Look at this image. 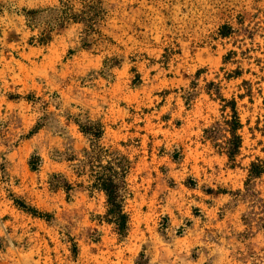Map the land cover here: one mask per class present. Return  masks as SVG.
Returning a JSON list of instances; mask_svg holds the SVG:
<instances>
[{
    "label": "rangeland",
    "instance_id": "rangeland-1",
    "mask_svg": "<svg viewBox=\"0 0 264 264\" xmlns=\"http://www.w3.org/2000/svg\"><path fill=\"white\" fill-rule=\"evenodd\" d=\"M101 7L0 0V264H264V0Z\"/></svg>",
    "mask_w": 264,
    "mask_h": 264
},
{
    "label": "trees",
    "instance_id": "trees-1",
    "mask_svg": "<svg viewBox=\"0 0 264 264\" xmlns=\"http://www.w3.org/2000/svg\"><path fill=\"white\" fill-rule=\"evenodd\" d=\"M61 5L63 7L60 10L59 18L61 26L70 21H81L89 27V31L95 30L94 26L99 21L102 12L101 0H61ZM40 41H43V38ZM229 106L231 115L227 121V126L231 135L228 143H231V145L227 147V154L229 157H233L240 147L241 137L236 132L241 127V123L235 102H230ZM110 167V173L95 179L94 187L105 194L107 205L106 220L113 223L117 232L121 234L125 231L128 222V214L124 210V201L121 194V184L124 182L121 172L123 165L120 161H115L111 163ZM263 171L264 161L251 163L248 179L259 176Z\"/></svg>",
    "mask_w": 264,
    "mask_h": 264
}]
</instances>
